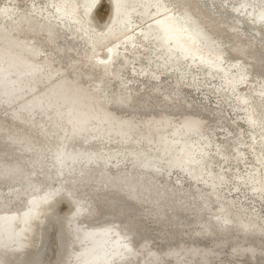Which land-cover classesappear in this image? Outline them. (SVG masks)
Returning <instances> with one entry per match:
<instances>
[{
    "label": "bare ground",
    "instance_id": "1",
    "mask_svg": "<svg viewBox=\"0 0 264 264\" xmlns=\"http://www.w3.org/2000/svg\"><path fill=\"white\" fill-rule=\"evenodd\" d=\"M102 1L86 17L85 10L92 8L97 0H47V8L53 11L55 17L62 19L59 22L65 25L63 29L88 46L86 54L70 47L65 52L68 58L65 64L56 61L53 56L54 20H48L43 14L41 21L45 24L36 26V14L31 6L30 11L23 12L11 0L0 1V68H4L0 76H8L14 71L23 72L20 85L6 88L7 91L18 90L13 96L1 93L0 86V119L6 121L5 126L0 128V177L17 182L12 189L14 200L4 199L0 191V219L11 218L10 224L5 226L13 232L24 229L17 239L21 242L20 247L15 248V243L0 244V264H48L49 236L53 229L56 230L60 252L55 264H80L86 257L105 259L112 256H120L121 259L113 260L111 264H227L229 260L242 258L254 264L263 260L264 264V219L258 218L252 211L245 213L244 209L236 207L232 199L220 198L218 185L223 183L224 174L212 167L213 159L210 157L212 152L224 161L226 155L216 145L210 116L203 114V109H194L190 102H184L181 86H177L188 77V87L196 89L195 76L188 74L192 66H202L210 75L219 73L224 76L221 85L238 96L239 105L246 106L255 74L262 75L261 80L264 79V50L259 41H249L237 25L229 26L214 19L201 8L200 0H154L145 21L134 18L130 13L129 2L132 0L117 15L113 13L111 0H105L109 11L104 17V24L99 26L95 12ZM85 2L83 9L80 4ZM71 10H75L71 19L61 16ZM256 15V22L262 24L264 7ZM190 25L204 31V40L194 47L202 57L200 60L183 59L188 52L186 46L189 39L176 35L184 32L185 28L190 30ZM2 36L5 38L2 39ZM150 41L156 45L155 53L159 59L149 63H159L163 72L171 70L176 84L170 98L162 103L158 72L151 74L156 85L138 93L122 87L120 68L116 66L119 61L123 64L138 63L140 48L148 46ZM5 47L11 52L21 51L20 66H7L10 59L2 54ZM122 49H129L134 60L128 61V52L122 53ZM120 54L125 60L117 56ZM234 62L237 63L235 66L248 69L240 79L229 75ZM27 63H32L41 75L30 80L21 67ZM211 63L219 64L221 70L213 69ZM140 74L149 78L146 67L141 69ZM239 81L243 86H239ZM183 82L186 83L185 80ZM173 95L179 98L178 102H171ZM72 97L76 98L70 99ZM67 99L79 101L78 104L71 101L72 105H67L68 110H62L57 116L55 106ZM44 101L50 104V109L32 108L34 103ZM93 102H97L99 112L113 117V123H123L124 127L111 125L112 129L108 131L104 128L106 122L98 117V121L85 124L87 134L75 135L67 140L68 130L72 131L75 126V110L72 108L86 109ZM130 102H133L132 110L128 108ZM150 102H156L159 107L151 108ZM263 117L264 104L255 99L248 107L246 121L254 133L259 132L254 136L252 149L256 165L250 174H235L241 182L250 183L253 193L261 197L264 196V136L260 130ZM192 122L199 125L198 130L185 131L182 126ZM134 127L136 132L129 131L130 135L124 133ZM56 129L63 132L55 133ZM120 130L124 135L120 137L122 139H116ZM159 133L162 137L157 138ZM178 142L181 146L175 145L169 152L164 149ZM66 143L73 156L77 154V157H71L63 167H59L60 158L56 152ZM37 145L42 151L36 150ZM239 151L241 149L237 147L234 154ZM43 152L49 154L54 172L58 175L54 186L46 174V181H28V174L37 173L41 166L40 155ZM181 153L192 156L189 169L183 168ZM120 157L131 159V167H141L152 174L158 172L159 167L167 170L172 167L174 172L185 173L195 186V195L202 204L206 207L208 201H217L216 207L209 211L205 223L189 226L185 231H179L173 225L171 233H164L163 226L175 221L177 214L152 207V204L157 197L169 192L157 189L153 182L141 176L133 175L131 168L126 173L102 171V174L94 176L100 162L109 164L112 161L116 164L115 159ZM108 183L115 184V187L104 189L102 185ZM202 186L207 192L202 190ZM35 199L49 201L35 208L31 203ZM62 202L68 207L64 213L60 212ZM139 202H143L142 206L137 205ZM34 208L35 213L23 222L21 215L29 214ZM142 214L155 224L159 231L155 236L148 233ZM216 223L226 230L224 236L217 237ZM4 227L0 226V229L5 230ZM235 229L253 234L255 238H238ZM156 238L161 246L156 244Z\"/></svg>",
    "mask_w": 264,
    "mask_h": 264
},
{
    "label": "rangeland",
    "instance_id": "2",
    "mask_svg": "<svg viewBox=\"0 0 264 264\" xmlns=\"http://www.w3.org/2000/svg\"><path fill=\"white\" fill-rule=\"evenodd\" d=\"M0 1L4 2L5 0ZM11 1L13 2V5L16 6V8L20 11L27 12L31 9L33 10V12L36 14L34 15L36 26H43L45 24V22L41 21V18L44 15L46 18H48V20H54L56 22L54 26L55 34L53 35V56L56 61L65 64L68 60V58L65 57V52H67L70 47L74 48L78 52L86 54V48L88 46H86L81 39H78V37L73 36V34H70L69 31L63 29V26L65 25L59 22L62 19L60 20L55 17L53 15V11L47 8L49 7L47 0ZM144 1H147L148 3L145 4ZM152 1L154 0H132V2H129L131 5L130 13H133L134 18H140L139 20L145 21V15L148 14L150 6L153 5ZM169 1L170 0H167V2ZM200 2L201 8L208 11L214 19L221 20L229 26L237 25V27L243 32L244 36L249 41H259L258 44L264 50V21L262 24H259V21L256 22L255 20L257 17L256 14L259 12L260 8L264 7V0H200ZM85 4L86 2L84 4L81 3L80 6L82 7L83 5L84 8ZM29 7L31 9H29ZM108 11V3L106 1H102L95 12L96 21L99 26L104 24V17ZM139 11H141L142 14H137ZM202 39L204 40V38ZM140 49H142V51L139 52V56L137 57L139 59H137L138 63H135L134 61L133 63L125 62V64H123L121 61H119L120 58L117 57L119 62H117L116 66L120 68L119 76L122 81V87L131 88L138 93H142L145 89L156 85L157 82L151 79V74L158 72V84L160 83L159 85L161 86L158 91L159 95H162V97L160 96L162 98V103L165 99L170 98L169 95H172V89L176 85L173 81V73L171 70L168 72H166L167 70L165 72L161 71L162 66H159V63L155 65L149 63L159 59V56H157L155 53L156 45L152 43V41H150L148 46L146 44L145 48ZM122 50V53L128 52V61L134 60L133 57L130 56L132 52L129 49ZM117 56H122L123 60H125L123 55L120 54ZM236 64L237 63L234 62V65L230 67L234 70L229 69V72L231 71L229 75L233 78L240 79L242 75L248 71V69L246 67L239 68L238 66H235ZM143 67L147 68V74L149 78L143 74H140V71ZM134 69H137L138 71H135ZM116 75H118V73ZM188 75H193L197 79H195L196 85L194 86L196 89H191L188 87L190 86L187 85L189 78H184L186 83L183 82L184 80H182L181 83L177 85L179 87L181 86L180 88L183 92L182 100L184 102H190L194 109H200V111L203 109L201 112L210 116V127L211 131L214 133L215 140L217 141L216 145H219L220 148L223 149L226 155L225 157L227 158L223 161L221 156L213 155L211 152L210 158L213 159L211 160L212 167L215 170H220L224 174L222 177L223 183L218 185L220 187L218 190L219 194H221L220 198H223V200L232 199L235 202L237 208L241 207L245 210V213L252 211L257 214L258 218L264 219V196L261 197L254 194L250 188V183L247 184V182H241V179L235 175L236 173L240 172H243L244 174H250V171H252L256 165L253 159L254 153L252 149L253 144H255V142H253V139H255L254 136L259 132H253L252 128L248 125L246 118L248 107H250L255 102V99L264 104V79L261 80L262 75L255 74L254 76L255 80L252 84V87H254V85L255 87L254 89L251 87L249 90L250 95L248 94L247 99L248 106L239 105L238 96H236L232 91H228V89L221 85L224 76L220 75L219 73L210 75L206 68L202 66H192L191 73ZM238 83H240V81ZM241 85L243 86V83H240L239 86L241 87ZM224 90H226V92ZM172 98L171 102L179 101V98L176 99L177 97L174 95ZM131 104H133V102H130L128 105L130 110L134 108ZM150 107L157 108L159 105H157L156 102H150ZM5 124L6 121L1 118L0 128L4 127ZM260 130L263 132L262 134L264 136V117ZM235 146H237L238 149H241L237 155L234 154V152L237 150V147ZM36 150L42 151L41 148H38V145L36 146ZM238 156L241 159L237 158ZM121 158L122 157L115 159L117 161L116 164H114L112 161L109 164H104L102 163L103 161L100 162L101 164L98 165L94 176L97 177L98 174H102V171H106L110 174L117 172L126 173L128 169L131 168L134 170L133 175L141 176L145 180L153 182L157 189L161 188L162 191L165 190L164 192H169L168 195L165 193V195L157 197L152 204V207H160L163 210L174 211L177 214L176 220L172 222L173 224L171 222H167V224L163 226L162 231L164 233H171L173 230V225L176 226L179 231H185L189 226L203 224L207 221V216L210 215L209 211L216 207L217 201H208L206 207L204 204H202L201 200L195 195V186L192 184L191 179L185 175V173L183 174L179 171L174 172L172 167L168 170L166 168L159 167L158 172H154L153 175L150 173V170H145L141 167H131V159L127 158V160H123L125 157H123V159ZM40 164L41 166L39 167L37 173L28 174V181L34 182L35 180H39L43 182L46 181L47 176L50 178L52 185L54 186L55 183H57L58 175L54 172V166L51 164V158L47 152H43L40 155ZM16 183L17 182H9L3 177H0V191L3 197H5L4 199L8 201L14 200L12 196V189ZM102 186L104 189L111 190L115 187V184L108 183ZM204 187L205 186H202V190L207 192ZM142 204L143 202L137 203L138 206H142ZM67 210L68 207L64 202H62L60 205V212L64 213ZM141 217L148 233L152 236H155L159 232L155 228V224L145 214H142ZM214 228L216 230L217 237H222L226 234V230H224V227L220 223H216ZM234 232L238 238L245 237L249 238V240L255 238L253 234H247L241 229H235ZM158 240L159 239L157 238L155 239L156 244L161 246L158 244ZM59 256L60 252L58 250L56 230L53 229L49 236V247L46 262L48 264H55ZM226 258L227 257L225 256V259ZM245 260L246 258H242L240 260H229L227 261V264H254L250 260ZM260 264H263V260H261Z\"/></svg>",
    "mask_w": 264,
    "mask_h": 264
},
{
    "label": "water",
    "instance_id": "3",
    "mask_svg": "<svg viewBox=\"0 0 264 264\" xmlns=\"http://www.w3.org/2000/svg\"><path fill=\"white\" fill-rule=\"evenodd\" d=\"M66 1H69V0H66ZM83 1V0H82ZM86 1V0H85ZM100 0H97V2L94 4V6L90 9H86L85 12H84V15L87 17V16H90L92 13H93V10L94 8L96 7V4L99 3ZM105 1V0H103ZM130 1V0H111V3H112V9H113V13L114 15H117V14H120L121 12L124 11L125 9V5L127 4V2ZM83 8V7H82ZM84 9V8H83ZM75 14V10H71L69 13H67V15H62V17H65V19H71V17ZM137 14H142V12H138ZM74 20V19H72ZM88 31V30H87ZM176 35H181V36H186L189 41H187V54H185V56L183 57L184 58H197L198 60L202 59L201 55L199 54V52H196L195 50H198L197 48H194L195 45H197L198 43H200V40H202V38L204 37V31L203 29L201 28H193L191 27L190 25V30H188L187 28H185V31L184 32H178ZM5 38V36H2V39ZM172 41V39L170 40ZM9 48V47H8ZM194 48V49H193ZM5 50L2 52V54H4L5 56L8 57V59H10L9 63L7 64L8 67H15L17 65L20 66V59L22 57V54H21V51L20 52H11L10 50L6 49V47L4 48ZM25 53V51H24ZM114 58H112L113 60ZM205 59V58H204ZM213 69H218V70H221V67L219 66V64L217 63H211L210 65ZM23 70H25L24 73H27V75L29 76L28 78L30 80H34L33 78L34 77H38L39 75H41V73L39 72L40 70L39 69H34V65L32 63H27L25 65H22L21 66ZM4 68H0V71H3ZM9 74V73H8ZM12 74V76H11ZM23 80V72L22 74H19V73H16L15 71L14 72H11L10 75L8 76H0V86L2 87L1 89V93H3L5 96L9 97V96H13L15 93H17L18 90H11L10 91H7V86H11L13 87L14 85H20V81ZM10 87V88H11ZM8 92H12V94H7ZM14 93V94H13ZM77 92H75L76 94ZM76 97H72L70 99H74ZM54 98H52V100H54ZM79 99V98H78ZM78 99H75V100H69L67 99L66 101H61L57 104V106H55L56 110H58L56 112V115L59 116L62 112V110H68V106L67 105H72L71 104V101L72 103L74 104H78ZM70 103V104H69ZM31 104V103H30ZM35 105H32V108H35L36 110H47V108L50 109L48 102L47 101H44V103H41V102H37V103H34ZM31 109V108H29ZM71 110V108H69ZM72 110H75V118H74V129L72 131L68 130L69 132V135L67 137V140H71V137H75V135H79V134H87V127L85 126V124L88 122V121H98V117H100L102 120H104V122H106V125L104 128H107V130L109 131V129H112L111 128V125L112 127H124L123 123L121 124H117V123H113V117L111 118V116H108L107 114H103L102 112H99V108H98V104L97 102H93V104H89V107L86 108V109H78L77 108H72ZM71 110V111H72ZM198 126L196 122H192V123H189V124H185L183 125V129L185 131H187V129H191V130H198ZM120 127V128H121ZM58 131H62L63 130H58L56 129L55 130V133L58 132ZM130 131V133H133V132H136V129L135 127L134 128H131V130L129 129L128 131H125L124 133H126V135H130L128 134ZM105 132V131H104ZM107 132V131H106ZM124 133H122V130H120L116 136V139L119 137V139H122L120 137H122L124 135ZM157 138H160L162 137V134L159 133L157 134L156 136ZM52 138V137H51ZM69 140V141H70ZM175 145H180V142H178L177 144H170L168 145V147H164V149L166 151H170L171 147L175 146ZM136 151V150H135ZM57 157H59V163H58V166L59 167H63L65 162L67 160H71L72 158L71 157H77V154H74L73 156V153H71L70 149H69V146H67V143L64 145L63 148H60L57 152ZM162 153V152H160ZM163 155V153L161 154ZM164 155H168V153L164 152ZM206 154H204L205 156ZM181 160L182 161V166L184 169H189V166L191 164V158L192 156L189 155V154H184V153H181ZM49 200H46V199H42V200H33L31 201V203L33 204V206H35V208L37 207H41L43 206L44 204H46ZM35 208L29 213H25V214H22L21 215V219L23 222L27 221L28 218H30L35 212ZM12 221L11 218H4V219H0V226L4 227L5 225L8 226L10 224V222ZM4 227L6 228L5 230L4 229H0V244H3V245H6V244H9V243H15V248H18L20 247V241H17V239L21 236L22 232L24 231V229L20 230V231H15L13 232L10 228H7V227ZM13 241V242H12ZM96 252L100 251V250H95ZM120 257V256H119ZM116 257L113 256L112 257H108V258H93V257H86L82 262H80V264H93V263H101V264H111V262L113 260H117V259H121V257ZM123 257V256H122ZM98 261V262H97Z\"/></svg>",
    "mask_w": 264,
    "mask_h": 264
}]
</instances>
